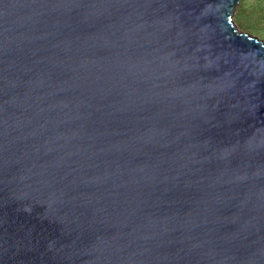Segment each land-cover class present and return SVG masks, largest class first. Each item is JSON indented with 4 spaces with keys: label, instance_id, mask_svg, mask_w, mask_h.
<instances>
[{
    "label": "water",
    "instance_id": "95a60500",
    "mask_svg": "<svg viewBox=\"0 0 264 264\" xmlns=\"http://www.w3.org/2000/svg\"><path fill=\"white\" fill-rule=\"evenodd\" d=\"M238 3L0 0V264H264Z\"/></svg>",
    "mask_w": 264,
    "mask_h": 264
},
{
    "label": "rangeland",
    "instance_id": "374dc122",
    "mask_svg": "<svg viewBox=\"0 0 264 264\" xmlns=\"http://www.w3.org/2000/svg\"><path fill=\"white\" fill-rule=\"evenodd\" d=\"M232 20L239 31L264 42V0H239Z\"/></svg>",
    "mask_w": 264,
    "mask_h": 264
}]
</instances>
